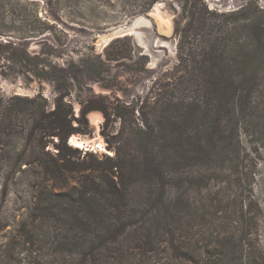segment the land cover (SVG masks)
I'll return each instance as SVG.
<instances>
[{"label": "trees", "instance_id": "obj_1", "mask_svg": "<svg viewBox=\"0 0 264 264\" xmlns=\"http://www.w3.org/2000/svg\"><path fill=\"white\" fill-rule=\"evenodd\" d=\"M246 10L218 23L194 16L174 72L141 112L82 103L75 117L64 96L50 111L36 96L25 112H2L0 134L15 125L24 143L13 174L29 212L17 231L46 253L29 264H264L251 222L264 148V40ZM92 111L104 116L109 153L72 162L78 150L68 141L90 133Z\"/></svg>", "mask_w": 264, "mask_h": 264}, {"label": "rangeland", "instance_id": "obj_2", "mask_svg": "<svg viewBox=\"0 0 264 264\" xmlns=\"http://www.w3.org/2000/svg\"><path fill=\"white\" fill-rule=\"evenodd\" d=\"M244 7L264 40V0H0V123L2 112H25L36 96L48 111L64 96L75 117L82 103L111 114L141 112L158 80L174 72L184 29L197 25L194 16L218 23ZM87 120L90 133L72 136L83 146L68 141L78 150L72 162L82 161L85 152L96 158L109 153L102 112L92 111ZM118 127L111 123L107 133ZM11 128L7 137L0 134V264H29L46 253L40 245L23 244L17 231L29 211L22 177L13 174L24 143L19 127ZM50 151L56 153L52 145ZM251 205L264 253V148Z\"/></svg>", "mask_w": 264, "mask_h": 264}, {"label": "bare ground", "instance_id": "obj_3", "mask_svg": "<svg viewBox=\"0 0 264 264\" xmlns=\"http://www.w3.org/2000/svg\"><path fill=\"white\" fill-rule=\"evenodd\" d=\"M71 143L75 145L76 147H82V143L74 140V137L71 138Z\"/></svg>", "mask_w": 264, "mask_h": 264}]
</instances>
